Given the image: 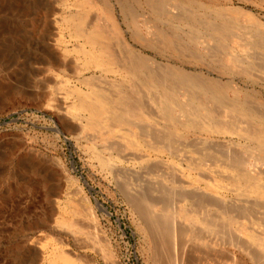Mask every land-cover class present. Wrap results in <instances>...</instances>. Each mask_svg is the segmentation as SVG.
<instances>
[{"label": "rangeland", "instance_id": "obj_1", "mask_svg": "<svg viewBox=\"0 0 264 264\" xmlns=\"http://www.w3.org/2000/svg\"><path fill=\"white\" fill-rule=\"evenodd\" d=\"M106 1L121 71L83 69L77 1L0 0V264H264V31L231 16L264 0Z\"/></svg>", "mask_w": 264, "mask_h": 264}, {"label": "bare ground", "instance_id": "obj_2", "mask_svg": "<svg viewBox=\"0 0 264 264\" xmlns=\"http://www.w3.org/2000/svg\"><path fill=\"white\" fill-rule=\"evenodd\" d=\"M75 1H77V4H78V5L75 6L76 7V9H75L76 13H75V11H74V14H72V13L70 14L69 13L70 15L64 18V22H65V25H67V27L70 29L69 31H71V34L73 36H75V38H78L79 40L81 39L82 45H81V47H79L78 52L81 54V56L83 58V60H82V58H81V60L84 61L83 62V66H82L83 69L88 70V69L97 68V69H100V70L105 71V72H110V71H113V70L114 71H117V70L121 71L120 69H118V66H117L119 63L115 64L114 59L112 58V56H110L111 54L109 52L110 51L109 49L111 47L109 48L110 43H109V41H107V38L105 37L104 32L99 31L97 29H94L96 26L94 28L93 27L91 28V23L88 22V16H89L88 12L91 11L92 9L100 10L103 14L106 15V18H108L109 20L114 22L115 19L111 15L112 12L109 10L108 2L106 0H75ZM232 11L233 12H232L231 16H235V17L241 16V15L245 16L246 17L245 19L248 20L246 22L248 24L251 23L249 25H251V28H253V30L259 31V32L261 30L264 31V22L262 21L263 22L262 23L259 19L254 17L252 14H250V12L249 13L247 11L245 12L244 10H242L240 8H234V9H232ZM241 19H243V18H240V20ZM88 27H89L88 30L91 29L90 32L87 30ZM261 46H262V44H261ZM140 62L142 63V61H140ZM137 66H136V69H137ZM124 73L128 74L130 72H129V70H126V72H124ZM132 74H134V73H132ZM128 76H129V74H128ZM86 91H88V90H86ZM218 94L220 95L221 93L218 92ZM97 96H98V94H97ZM91 97H92V93L90 94V92L79 93V95H78L79 100L76 103V106L74 105V108H73V112H74V114H76V116H77V114L79 115V113L81 114V112H86L87 114L89 113L90 117L97 118V117H101V116H103L104 114L107 113L105 111V108H103V106L94 105L93 102L87 103V101L91 100ZM88 99H90V100H88ZM94 99H95V97H94ZM99 99H101V98H99ZM106 102H110V101L108 100ZM91 103L93 105H91ZM97 103L98 102H96V104ZM111 104L114 105V103H111ZM110 108H112V107H110ZM110 108L108 110H110ZM81 110H83V111H81ZM111 111H112V109H111ZM111 117H113V116H111ZM113 118H115L114 120H116V118H118V117H113ZM171 121H172V119H171ZM172 122H174V121H172ZM260 191H263V190L261 189V190H259V192ZM155 205L156 204L151 203V202L147 203V206L151 207V208H149V210H152L153 208H155ZM99 208L101 209L100 205H99ZM68 212H70V211H67V213ZM65 213L63 211V214H64L65 217H61L60 219H58V222L61 225V227H62V225H68V224L70 225V223H71V226H69V230H70V228H73L75 226V223L73 221L70 222V220H68L69 218L66 217ZM60 215H62V213ZM167 220L168 219H166V222H168ZM96 223H98V221H96ZM76 226H78V225H76ZM75 229H77V227ZM171 232L172 233L170 234V237H176V235L178 236L179 234H182V231L181 232H177L176 230H172ZM158 239H159V241L161 243L162 248L164 250L166 249L169 252L171 250L170 249L171 246H170L169 233L165 232V234L159 235ZM47 244H49V243H47ZM83 247H85V246H83ZM47 261H49L47 264H91L89 262L90 260H84V259L79 258V257H74L69 252H67L66 249H65L64 241H62V240L55 241V247L52 250V253H50ZM93 264H95V263H93ZM110 264H119V262H113V263H110Z\"/></svg>", "mask_w": 264, "mask_h": 264}, {"label": "water", "instance_id": "obj_3", "mask_svg": "<svg viewBox=\"0 0 264 264\" xmlns=\"http://www.w3.org/2000/svg\"><path fill=\"white\" fill-rule=\"evenodd\" d=\"M84 183L87 185V182L84 180Z\"/></svg>", "mask_w": 264, "mask_h": 264}]
</instances>
